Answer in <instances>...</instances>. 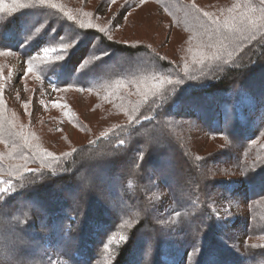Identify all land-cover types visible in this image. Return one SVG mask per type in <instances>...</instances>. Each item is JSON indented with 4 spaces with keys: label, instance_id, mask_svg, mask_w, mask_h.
I'll use <instances>...</instances> for the list:
<instances>
[{
    "label": "trees",
    "instance_id": "16d2710c",
    "mask_svg": "<svg viewBox=\"0 0 264 264\" xmlns=\"http://www.w3.org/2000/svg\"><path fill=\"white\" fill-rule=\"evenodd\" d=\"M13 1L0 8V54L33 58L63 36L74 38L79 23L86 25L81 16L86 0H50L57 8L16 0L24 9ZM149 5L159 17L141 13ZM104 9L100 16H109L110 9ZM115 9L120 25L111 24L104 33L81 30L90 32L44 75L54 79L59 102L71 88L100 89L97 102L111 96L106 105L129 116L128 123L59 156L47 148L69 143L64 129L56 127L58 118L65 116L66 124L88 132L80 113L70 104L67 115L69 108L58 102L35 109L38 104L22 95L7 102L0 83V146L8 150L6 157V149L0 151V181L6 182L0 187L11 185L0 193V264H264V241L259 242L264 238V110L259 114L264 109V5L261 0H126ZM125 10L129 14L121 18ZM130 29L168 35L175 55L117 37ZM93 51L102 59L96 61ZM201 54L218 58L201 60ZM163 77L172 83L160 84ZM135 97L141 102L133 103ZM10 104L16 108L9 109ZM195 132L215 143V150L202 154L191 147ZM177 157L183 162H173ZM127 162L129 168L120 172ZM147 170H156L161 179H146ZM196 171L203 173L202 182L194 191L185 186L179 197L172 179L180 182ZM90 176L99 179L96 189L97 183L86 182ZM155 180L173 200L169 210L175 220L168 221V231L153 204ZM217 185L242 198L245 219H221L219 200L206 193ZM103 190L107 197L101 196ZM188 201L195 207H187ZM26 203L32 208L24 209ZM193 222L198 223L191 228ZM120 235L127 240L119 242ZM113 236L117 239L109 244ZM3 253L8 260H2Z\"/></svg>",
    "mask_w": 264,
    "mask_h": 264
},
{
    "label": "rangeland",
    "instance_id": "374dc122",
    "mask_svg": "<svg viewBox=\"0 0 264 264\" xmlns=\"http://www.w3.org/2000/svg\"><path fill=\"white\" fill-rule=\"evenodd\" d=\"M7 0H0V8H4L8 3L6 2ZM13 1V0H11ZM78 1V0H77ZM85 0H81L79 2H83ZM14 6L20 7L21 9H24L22 6H19L18 2L15 0ZM92 3V5H91ZM126 3V0H116L115 3H112V0H86L85 5L82 11H81V16L82 18H85L86 20V25L87 24H93L96 25L97 27L100 28V19L104 21L102 24L105 29H107L111 24L115 25H120V19L118 16H116V9L112 10V8H117L120 9L122 8V5ZM80 6L77 4V7ZM104 6L107 7L109 10V16H100V7L104 9ZM105 10V9H104ZM111 11V12H110ZM143 12L141 13H150L155 17H159L158 13L155 9L154 6L149 5L147 6ZM97 16H94V15ZM108 14V12H107ZM34 15V16H33ZM31 20L29 21L30 26H34L35 20H36V15L33 14ZM95 29V28H93ZM133 29V28H132ZM168 35L164 36H156L154 34L147 35L144 33V31H137V30H125V31H120L117 34V37L121 39L122 41H145L148 42L149 44H153L154 47H157L159 49L160 53L167 52L170 54V56L175 55V48L173 46V43L171 39L167 38ZM177 36H179L177 34ZM173 40V39H172ZM171 46H170V45ZM172 49H171V48ZM55 53H52L49 55L48 58H44L43 52L39 51L36 52L33 58H22L19 57L18 55L12 54V53H2L0 54V83L2 86V92L5 94V96H9L7 102H13L15 98H17L19 95H22L24 99L27 101L29 99H32L30 101V104H33V101L38 104V107L35 109H38L40 107L46 106V104L50 103H56L58 102L61 104L63 107L69 108V113L70 114V107L73 105L75 109L80 113V115L83 118L84 123L89 127L88 132H83L81 129H76V127L72 125L66 124V121L64 120L66 117L65 116H60L58 118V123L56 127L63 128L65 131V134L67 138L69 139V143L66 141L60 142L58 145L48 146L50 150L54 149L57 151L58 155H64V154H69L73 152L76 148L80 146H85L86 144L94 141L95 139H99L101 136L106 135L110 131L114 130L117 126L123 123H128L129 122V116L123 113H115L113 112V109L110 108V98L111 96L104 98V104H99L97 100H99L100 96V89H92V90H79L78 88H71L69 90H66L64 92L63 99L59 102L58 101V94L54 91V85L55 81L53 78H46L45 77V72L46 74H50L52 72V68L48 67V65H53L54 61L56 60L54 57ZM116 66L118 69L121 67V58L118 57ZM31 61L32 63V72H27L28 68V62ZM23 76V79H19V77ZM18 95V96H17ZM142 95L143 97V91L138 92V96L140 97ZM16 96V97H15ZM13 98V99H10ZM135 100L133 103H140L142 98H134ZM263 101V100H262ZM264 102V101H263ZM71 104V105H70ZM16 107L13 106V104H10L9 109H14ZM263 108L260 110V115L261 111L263 112ZM14 111H12L13 113ZM12 117L16 120L21 122L22 120L17 114L12 115ZM262 120L264 119V113H262ZM59 129V128H58ZM199 133L195 132V135L193 134L194 137V144L191 145V147H194L195 150H197L199 153L202 154H208L209 152H212L216 148V144L213 142H205L200 139ZM56 141H60V137L54 138ZM53 143V142H50ZM6 151L4 152V149ZM154 150H162V148L154 145L153 146ZM0 151L2 153L4 152L5 157L8 153V150L5 145L3 147L0 146ZM54 155V154H53ZM7 158H4L3 160L6 161ZM173 162H178L181 163L183 162V159L177 157L175 161ZM127 165H124L119 169L120 172H124L126 169L129 168L130 163L127 162ZM174 170V168L172 169ZM203 173L196 171L195 174L191 175L189 178L182 180L180 182L176 181L175 179H172V182L170 186L172 189L175 191L176 194H178L179 197L183 193L181 191H186L185 186L188 188L187 190L189 191H194L197 188V185L200 184L203 180L202 178ZM154 177H157L158 179H161V174L157 172L156 170H147V175L146 179L152 180ZM82 179V178H81ZM80 178H78L77 182L80 183L81 181ZM86 182H89L88 184H94L99 181L98 177L96 176H90V178H85ZM101 179V177H100ZM156 179V178H155ZM224 179V178H223ZM225 180V179H224ZM189 184V185H188ZM95 189L98 187L97 185L94 184ZM100 185V184H99ZM153 190L154 193L156 194L155 196L152 197L153 204L155 207H158V212L157 216L162 219V227L168 231L170 229V224L168 223L169 220L174 221L175 216H170L171 215V204L173 203V200L167 193V190H163L162 188L159 187L158 181L153 182ZM109 192L106 190H103L101 192V196L107 197ZM206 193L209 196H214L215 199L219 200L217 201L218 208L217 211L219 213V216L224 222H227L229 218H232L236 220V216L238 217H244L242 219H245L247 210L243 207V200L242 198L238 196H234V194H226L222 192L221 185L220 186H211L209 189L206 190ZM80 197L84 195L85 193L80 192ZM226 196V197H225ZM70 198H73V196H70ZM223 199V200H222ZM78 203V200L76 201ZM187 207H195L194 203L191 201H188L186 203ZM24 209L32 208L31 204H22L21 205ZM171 209V210H169ZM236 215V216H235ZM198 216V213L194 212L193 217L196 218ZM178 218V216H177ZM197 221V219L195 220ZM198 222H193L190 224V227L195 226ZM228 227V226H227ZM191 231V229L189 228ZM4 234L8 235L9 233L7 231L4 232ZM167 241H172V238H167ZM258 241V240H256ZM264 238L259 240V242H263ZM2 260H8L7 254L3 253Z\"/></svg>",
    "mask_w": 264,
    "mask_h": 264
},
{
    "label": "snow or ice",
    "instance_id": "6c2138e0",
    "mask_svg": "<svg viewBox=\"0 0 264 264\" xmlns=\"http://www.w3.org/2000/svg\"><path fill=\"white\" fill-rule=\"evenodd\" d=\"M46 2L48 3V6L51 7V8H57L58 7V5H56L55 3H51L50 0H40L41 4H44ZM115 2H116V0H112V3H115ZM261 4L264 5V0H261ZM61 11H62V9H61ZM128 14L129 13L127 12V10H125L124 12L120 13L119 16L121 18H126ZM68 19H72V17L69 16ZM261 19L264 20V16H262ZM113 26L116 27L117 25L114 24ZM225 26H228V22L227 21L225 22ZM42 27H44V25H41L39 28H37L35 30V32H37V33L40 32ZM93 28L96 29V32H92V33H97V32L104 33L106 31V29L99 28V27H97L96 25H93V24L85 25L82 22L79 23V29H81V30H83V29H93ZM75 29H77V28H75ZM81 30H79V33L74 38L71 37V36H63L57 42H54V43H52V44H50L48 46L43 47L41 49V51L43 52L44 58H48L50 54L55 53L56 54L55 55V59L56 60L64 61L67 58V56L69 55V53L71 52V50L79 42V40L82 37V34L85 33V32H90V31H81ZM30 38H31V36L28 37V39H30ZM111 38H112L111 36L108 37V39H111ZM100 40H103V37H100ZM90 55L95 56V60L96 61H99V60L102 59V56L97 55L95 53V51H93V53L90 54ZM104 55H107V53H104ZM206 58H218V57H216L215 54H212V56H210V57H206V56H204V54H201V60L206 59ZM32 70H33L32 69V63H31V61H29L28 62L27 72H32ZM19 79H23V76L19 77L18 80ZM165 81L168 84L172 83L171 79H168L167 77L160 78V84H163ZM156 87L157 86L154 85V88H156ZM54 90H56V89H54ZM81 90H83V89H81ZM147 99H148V94L145 93L144 94V100L147 101ZM120 143L123 144L124 142L121 141ZM43 155L46 156V157H52L53 159H56V157H53V154L50 153V152H45V153H43ZM143 158H144L143 154H141L139 159L143 160ZM24 171L27 173V172H30L31 170L28 169L27 167H24ZM3 183H6V182L0 181V184H3ZM10 187H11V185H9L8 187H0V193H7ZM116 239L117 238L115 236L111 237L109 239V244L114 242ZM126 240H127V237H125L123 235L119 236V242L123 243Z\"/></svg>",
    "mask_w": 264,
    "mask_h": 264
}]
</instances>
